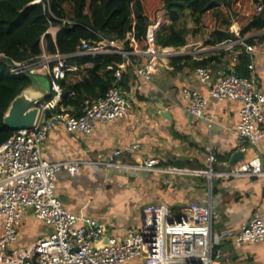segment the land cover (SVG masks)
Wrapping results in <instances>:
<instances>
[{
	"label": "built area",
	"instance_id": "obj_1",
	"mask_svg": "<svg viewBox=\"0 0 264 264\" xmlns=\"http://www.w3.org/2000/svg\"><path fill=\"white\" fill-rule=\"evenodd\" d=\"M44 7L53 14L49 0ZM258 0L256 10L263 9ZM62 23L72 21L62 19ZM62 23L51 24L55 34ZM166 23L161 14L152 22L147 31L148 48L140 50L151 55L144 64L134 62L130 55L135 51L126 50L124 41L111 40L100 33L99 39H81L74 52L65 54L59 50L50 53L45 48L40 55L25 60H12L10 71L14 74L31 72L48 75L52 99L40 104L38 119L31 128H20L0 144V264H131L136 260L144 264H219L224 255L222 240L230 241L236 248L246 244L264 241V220L258 211L242 224L239 229H227L222 236L213 235V226L220 219L219 212L211 201L189 202L183 214L174 215L171 208L160 203H147L141 208L138 226L129 228L120 235L109 232L107 224L99 218L77 215L71 212L57 191V175L66 170L72 174L85 168H140L180 172L175 167L162 168L158 157H149L143 164H127L121 160L123 150H112L102 159H67L49 161L43 157L44 145L57 123H64L70 133L89 136L101 122H110L128 113L129 100L125 97L119 81L126 65L135 73L150 80L158 56H174L181 47L156 44L159 26ZM49 29V30H50ZM233 30V29H232ZM239 34V30H233ZM246 36L224 41L214 48H233L244 44L252 52L248 64L249 76H241L232 67L218 69L212 76L206 66H198L197 73L202 82L209 84V93L199 89H187V111L212 126L213 119L206 116L205 108L209 98L219 101L239 100L242 105L234 133L244 140L240 150L245 154L257 148L253 155L236 161L229 170L218 171L216 152L210 149L206 155L204 169L194 170L195 174L214 177L251 176L264 182V151L260 144L264 141V84L258 78L253 53L255 45L245 43ZM136 47L132 32L127 37ZM44 43V42H43ZM212 47V48H213ZM120 52L126 61L116 70L117 80L104 96L86 100V111L76 116L57 112L47 116L46 110L57 105L63 89L59 80L67 71L77 65L68 60L86 54ZM0 56H6L0 53ZM51 227V231L37 237L29 244L17 243L21 227L29 211Z\"/></svg>",
	"mask_w": 264,
	"mask_h": 264
},
{
	"label": "crops",
	"instance_id": "obj_2",
	"mask_svg": "<svg viewBox=\"0 0 264 264\" xmlns=\"http://www.w3.org/2000/svg\"><path fill=\"white\" fill-rule=\"evenodd\" d=\"M163 15L169 23L166 10ZM49 29L48 32L56 37L57 32L55 34L53 29ZM232 29L239 30L238 24H233ZM189 36L179 54L158 56L150 80L137 75L131 66L124 67L131 74L128 87H122L130 104L127 114L99 123L89 136L70 133L64 123H57L43 149V157L54 162L102 159L120 148L123 150L120 158L124 163L141 165L149 157H158L162 168L175 167L181 171L106 167H89L75 174L60 171L57 191L74 214L99 218L107 224L109 232L120 235L140 224L141 208L152 202L167 205L178 216L183 214V208L189 202L211 201L220 214L219 221L213 226L215 237L222 236L227 229H239L255 211L264 220L262 180L251 176L210 179L194 173V170L205 168L210 149L219 155L215 169L229 170L236 163L235 156L245 142L234 133L242 105L239 100L209 98L205 114L213 119L211 127L187 111L185 90L195 88L209 93V84L201 81L197 67L191 63L219 51L207 45L201 36ZM255 46L253 60L258 78L264 84V41ZM224 51L222 64L207 66L212 76L218 69L234 68L237 63L236 53L229 49ZM136 54L139 55L138 64L148 62L151 57L140 53V50ZM173 58L179 60L177 65L180 68L174 67ZM27 89L32 96L50 92L34 84ZM260 148L264 151V141ZM256 149H249L243 157L238 155V159L253 155ZM36 220L39 224L32 233L21 227L19 245L29 244L51 231V227L41 219L36 217ZM221 244L224 255L219 264H264V241L241 248L227 240H222ZM131 264L144 262L136 260Z\"/></svg>",
	"mask_w": 264,
	"mask_h": 264
},
{
	"label": "trees",
	"instance_id": "obj_3",
	"mask_svg": "<svg viewBox=\"0 0 264 264\" xmlns=\"http://www.w3.org/2000/svg\"><path fill=\"white\" fill-rule=\"evenodd\" d=\"M262 2L264 5V0ZM49 3L53 14L43 2L0 0V53L6 55L0 56V144L15 131L4 121L12 101L33 85L37 76L31 72L12 73L11 59L22 61L40 55L44 48L50 53L59 50L69 54L75 51L81 39H99L95 32L111 40L124 41L126 50H146L148 27L156 20L154 7L165 9L170 19L169 23H162L156 33V44L162 47H183L189 35L201 36L209 46L246 35L247 44L264 41V32L252 34L264 30V6L258 12V0H222L221 4L215 0H49ZM245 4H252L254 8L242 14ZM62 19L72 23L64 24ZM236 20L240 24L239 34L231 29ZM58 23H62V27L53 37L48 29L51 24ZM130 32L136 47L127 38ZM218 50L216 54L192 62L191 66L222 64L225 51ZM229 51L237 55L236 72L249 76L252 52L244 44H237ZM138 57L136 53L130 55L134 62ZM68 61L77 68L67 71L59 80L63 94L55 107L46 110L47 116L57 112L83 115L85 101L104 96L116 82V70L126 57L120 52H108L76 56ZM177 61L173 58L172 64L180 68ZM130 81L131 74L124 70L119 84L126 88ZM53 95L50 91L43 101L52 99Z\"/></svg>",
	"mask_w": 264,
	"mask_h": 264
},
{
	"label": "water",
	"instance_id": "obj_4",
	"mask_svg": "<svg viewBox=\"0 0 264 264\" xmlns=\"http://www.w3.org/2000/svg\"><path fill=\"white\" fill-rule=\"evenodd\" d=\"M215 1L219 4L222 3V0ZM44 97L45 94L42 96H32L29 94L28 89H25L12 101L4 117L5 123L14 130L31 128L38 119L40 104L43 102ZM243 154L240 151L237 157L235 156V159L239 160L238 155L243 157Z\"/></svg>",
	"mask_w": 264,
	"mask_h": 264
},
{
	"label": "rangeland",
	"instance_id": "obj_5",
	"mask_svg": "<svg viewBox=\"0 0 264 264\" xmlns=\"http://www.w3.org/2000/svg\"><path fill=\"white\" fill-rule=\"evenodd\" d=\"M252 8H254V5L252 4H245L244 7L242 8V14H246L248 13L249 11L252 10ZM165 9L163 8H160V7H154L153 9V12L155 11V14H156V19L158 18V16H160L161 14H163ZM235 26L236 24H238L239 26V30H240V24L238 22V20H236L234 23H233ZM232 29V28H231ZM264 32V30L262 31H254L252 32L253 35H260ZM189 38H191L189 36ZM258 42V45L260 46L262 42H259V40H257ZM221 49H225V47H222ZM36 79V80H35ZM42 83V84H41ZM35 86H43V90H50L51 89V83H50V79L46 76H42V75H38V76H35L34 78V83H33ZM33 211H29L28 212V215L26 216L25 218V221H24V224H23V227H22V230L28 232V233H32L33 232V229L36 228V226L39 224L36 220V217L35 215H33ZM34 223L36 224L34 226Z\"/></svg>",
	"mask_w": 264,
	"mask_h": 264
}]
</instances>
